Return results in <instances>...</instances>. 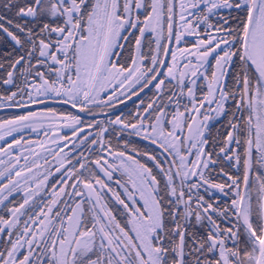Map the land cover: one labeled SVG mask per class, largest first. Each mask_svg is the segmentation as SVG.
I'll use <instances>...</instances> for the list:
<instances>
[{
	"label": "snow or ice",
	"instance_id": "snow-or-ice-1",
	"mask_svg": "<svg viewBox=\"0 0 264 264\" xmlns=\"http://www.w3.org/2000/svg\"><path fill=\"white\" fill-rule=\"evenodd\" d=\"M0 264H264V0H0Z\"/></svg>",
	"mask_w": 264,
	"mask_h": 264
},
{
	"label": "flooded vegetation",
	"instance_id": "flooded-vegetation-1",
	"mask_svg": "<svg viewBox=\"0 0 264 264\" xmlns=\"http://www.w3.org/2000/svg\"><path fill=\"white\" fill-rule=\"evenodd\" d=\"M4 113L0 112V115H3Z\"/></svg>",
	"mask_w": 264,
	"mask_h": 264
}]
</instances>
